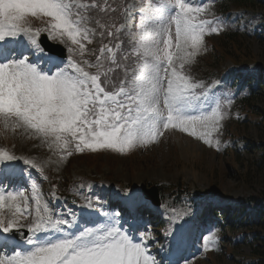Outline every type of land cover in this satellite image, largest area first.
<instances>
[{"label": "snow or ice", "instance_id": "6c2138e0", "mask_svg": "<svg viewBox=\"0 0 264 264\" xmlns=\"http://www.w3.org/2000/svg\"><path fill=\"white\" fill-rule=\"evenodd\" d=\"M93 9L105 16L119 10L109 0H0L3 129H22L31 138H41L61 159L73 150L125 153L155 142L162 129L179 130L219 149L214 134L220 131L227 115L224 109L231 101L210 97V86L195 81L185 70L203 49L205 36L221 31L214 20L204 18L208 6L193 0L142 3L138 30L123 55L129 63L123 65L117 62L120 43L102 45L95 62L85 58L86 45L96 33L88 27ZM29 17L46 18L45 27L33 29ZM96 24L101 36L113 37L123 29L99 18ZM41 32L67 45L66 63L50 62L45 69L9 47L23 37L26 51L43 53L38 40ZM111 65L124 68L118 85L109 79L114 71ZM18 159L0 147V162ZM23 163L43 171L33 160L23 159ZM64 226L70 228L72 223L55 214L35 181L30 194L0 186V234L26 228L30 245L11 254L5 251L0 264H157L147 242H137L118 222H100L70 233ZM216 241V233L210 232L204 237V250H211ZM0 247L7 249V243Z\"/></svg>", "mask_w": 264, "mask_h": 264}, {"label": "rangeland", "instance_id": "374dc122", "mask_svg": "<svg viewBox=\"0 0 264 264\" xmlns=\"http://www.w3.org/2000/svg\"><path fill=\"white\" fill-rule=\"evenodd\" d=\"M146 2L147 0H125L121 4L122 16L116 17L122 20L124 30L119 35L124 43L117 55V62L121 65L129 63L123 60V55L130 50L132 34L137 32L140 23L139 9ZM124 8H127V12ZM228 13L233 18L235 15L246 18V21H240L238 27V50H231L227 45L224 48L225 44L219 38L223 30L234 27L235 21L226 25L215 21L221 31L205 36L203 49L185 69L195 81L204 84L203 80L195 78L205 73V80L210 78L209 85L215 86L220 82V76L228 71L237 75L234 68L240 62L258 61L264 65V40L261 38L264 35V6L256 4L249 8L229 4ZM45 20L46 18H28L33 29L45 27ZM41 33H45L50 42L59 43L65 54L69 55L67 45L60 39L49 38L47 32ZM106 37V34L92 37L93 42L86 45L89 50L86 59L95 62V56L99 54L102 45L115 46L120 43L116 36L111 39H105ZM223 49L227 53H223ZM76 59L79 60V56ZM105 67L109 65L106 63ZM111 67L114 71L109 73V79L111 83L118 85L124 78V68H117L116 65ZM89 71L95 72V69ZM253 103L256 107L264 108L263 103L257 100H253ZM232 106L233 103L224 110L227 115L222 121L220 131L214 134V140L220 141L219 149L179 130L162 129L163 134L155 142L145 146L137 145L125 153L110 149L95 152L87 149L83 152L73 150L71 155L61 159L60 154L50 149L41 138H31L22 129L16 132L11 129L4 130L0 125V147L20 158L0 162V166H26L32 170L36 175V183L40 185L43 199L52 209L54 207L51 202H60L62 205L67 197L75 199L79 206L88 209L89 202L95 203L101 198L102 195L96 194L101 192L105 197L112 195L111 205L121 209L125 203H138L140 212L144 209L152 220L153 225L149 224L143 230L144 236L151 240L157 231L153 218L160 217L161 221L165 218L169 227L175 223L189 225L194 214L197 216L196 210L203 206L204 196L212 198V202L206 205L207 215L211 216V209L225 211L226 208L236 205L238 197L258 195L264 190V173L258 170L256 163L259 155L257 146L264 144V138L261 137L263 131L261 126L254 124L255 118L246 107L241 112L240 108L233 110ZM23 159L35 161L43 171L25 165ZM154 186H160L157 193L160 205L156 206L145 197V191ZM105 189L111 193H106ZM27 193L30 194L29 191ZM151 213L155 214L152 216ZM209 219L212 222L215 217ZM23 230L26 228L19 231ZM250 231L259 233L256 240L249 238ZM263 232L264 228L255 224L246 227L238 224L236 227H223L220 231L221 238L219 232H216L218 242L211 250L184 264H250L253 259L252 249L264 258V239L258 238L264 235ZM204 236L201 237L203 241ZM252 264H264V260H256Z\"/></svg>", "mask_w": 264, "mask_h": 264}, {"label": "trees", "instance_id": "16d2710c", "mask_svg": "<svg viewBox=\"0 0 264 264\" xmlns=\"http://www.w3.org/2000/svg\"><path fill=\"white\" fill-rule=\"evenodd\" d=\"M125 0H109V2L112 4L113 7H118L119 10L115 13H110L108 16H105L103 13H98L97 10L93 9L90 11L89 15L92 17V20L89 22L90 24L96 26V19L99 18L101 20V23L106 24H113L115 23V27L119 24L121 21L120 18H116L117 16H122L121 10V4ZM228 4L230 5H236V6H248L249 8L259 4L264 6V0H226ZM251 5V6H250ZM222 12H226L228 10L229 5L221 3V6H218ZM239 17H236V20H238ZM264 18V15H263ZM111 19V21H110ZM224 20L226 22H231L232 18L227 17V15L224 17ZM110 21V22H109ZM235 21V27L236 25ZM259 26H262V24H258ZM264 29V25L262 26ZM98 37L100 35V28H98ZM114 31V29H113ZM120 33H117V35H120ZM112 37H106L105 39H111ZM223 44V47L227 45L228 48H231V50H238L239 41H240V33L237 32L235 28L232 29H225L223 30L222 34L219 37ZM261 38L264 40V35L261 36ZM230 50V51H231ZM223 53H227L225 49H223ZM242 56L246 57L247 55L242 54ZM214 59H217L216 56H214ZM248 62V60H247ZM249 66L248 72L241 77L238 84L240 85L239 90L241 91L240 96L237 97L233 104V110L234 108H240V111L242 112L243 108L246 107L250 113L255 118V125L261 126V130L263 133H261V137L264 138V108L263 106L256 107L254 105L253 100L259 101L261 104L264 105V65L259 64L258 61H250L249 63L246 62H240L236 66ZM244 111V110H243ZM246 114V113H245ZM249 116L248 114H246ZM250 118V117H249ZM258 151L260 152L259 155H257L256 163L258 170H261V173H264V144L257 146ZM258 172V171H257ZM247 174V172H246ZM240 199L245 202V204L241 208H237L238 215L234 216L233 220L224 219L222 226L230 225L231 222L240 223L239 225L244 226L246 223H243L242 221H238L240 219L239 216L245 215L246 219L253 220L254 224L263 227L264 228V190L261 191L258 195H250V196H240ZM229 222V223H228ZM246 226V225H245ZM259 234L256 231H250L249 236L251 239H257L255 238L256 235ZM264 234V232H263ZM259 239H264L263 236H259ZM252 255L253 259L250 262L252 264L254 261L259 260L263 261L264 258L261 257V254L252 249Z\"/></svg>", "mask_w": 264, "mask_h": 264}, {"label": "water", "instance_id": "95a60500", "mask_svg": "<svg viewBox=\"0 0 264 264\" xmlns=\"http://www.w3.org/2000/svg\"><path fill=\"white\" fill-rule=\"evenodd\" d=\"M145 194L152 202H157L158 196L156 187H151L148 191H145Z\"/></svg>", "mask_w": 264, "mask_h": 264}]
</instances>
